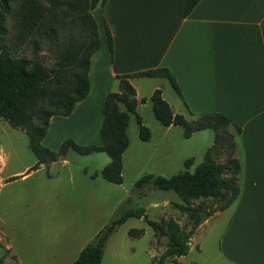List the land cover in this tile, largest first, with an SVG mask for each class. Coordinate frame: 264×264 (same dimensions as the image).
<instances>
[{"label":"crops","instance_id":"1","mask_svg":"<svg viewBox=\"0 0 264 264\" xmlns=\"http://www.w3.org/2000/svg\"><path fill=\"white\" fill-rule=\"evenodd\" d=\"M185 2L107 0L103 8L93 11L101 48L91 59L90 94L70 116L51 119L43 145L58 150L65 140L72 139L81 145L99 146L105 100L110 93L119 92L117 76L168 69L183 96L181 99L175 92L180 99L176 102L179 111L169 103L174 114H183V109L187 120L223 114L242 129L235 154L243 168L241 195L216 216L228 215L219 251L211 264H264V0H201L187 17ZM107 28L113 41V56ZM162 79L168 80H129L136 91L137 113L146 99L139 87ZM156 90L162 91L156 86L152 92ZM173 127L176 126L167 127V132ZM130 147L129 141L127 151ZM31 174L32 171L21 179ZM96 174L99 173H94L93 179H98ZM0 182L1 190L5 185L1 177ZM84 207L93 211L90 205ZM30 209L44 211L45 206L32 205ZM94 217L89 213L81 218L85 223ZM103 228L95 232L92 240ZM77 237L88 236L78 230ZM84 248H77L74 262ZM197 248L203 255L201 246ZM19 264L26 263L21 259ZM51 264L68 263L58 259Z\"/></svg>","mask_w":264,"mask_h":264},{"label":"trees","instance_id":"2","mask_svg":"<svg viewBox=\"0 0 264 264\" xmlns=\"http://www.w3.org/2000/svg\"><path fill=\"white\" fill-rule=\"evenodd\" d=\"M201 0H186L184 16L187 17ZM107 0H0V119L14 129L26 133L29 147L37 157V170L42 165L56 162L69 150L88 156L105 153L110 163L100 174L109 183H123V155L129 147L127 129L130 115L136 114L140 139L148 142L150 130L137 114L138 101L130 79L167 78L177 95L183 99L178 83L168 69L117 76L119 92L110 93L103 107L100 129L101 144L80 145L72 139L65 140L58 151L43 145L53 117H68L76 106L90 94L91 59L100 50L98 24L93 11L103 8ZM14 22V35L8 28V19ZM75 32L77 35H75ZM106 34L111 55L113 41L110 30ZM9 40V44L5 42ZM29 48V54L25 49ZM55 55L54 64L45 61L43 53ZM154 115L164 126L184 129L189 139L196 132L211 130L214 144L206 151L204 162L191 171L194 158L185 161V170L171 177L145 174L134 185L136 190L147 186L163 191H174L182 203L175 206L186 213L192 224L186 230L174 220L153 221L144 208L130 209L114 218L102 229L92 244L85 247L73 264H101L107 244L119 227L129 219L145 218L156 236L167 239L166 257L187 256L191 240L203 220L204 208L193 202L208 200L219 205V211L229 209L241 195L242 163L235 157L236 139L242 129L223 114H205L189 121L174 114L161 90L151 96ZM147 100L143 99L142 104ZM221 157L224 162H218ZM18 177L7 180L12 182ZM1 187V182H0ZM142 193V192H140ZM208 217L212 213H207ZM135 230L130 231L132 235ZM138 233L143 234V230ZM158 264H164V258Z\"/></svg>","mask_w":264,"mask_h":264},{"label":"rangeland","instance_id":"3","mask_svg":"<svg viewBox=\"0 0 264 264\" xmlns=\"http://www.w3.org/2000/svg\"><path fill=\"white\" fill-rule=\"evenodd\" d=\"M13 25V20L9 18L11 36L14 35ZM5 43L9 44V40ZM29 52V48L25 49L26 55ZM43 54L48 64H54L53 53L48 51ZM156 86L162 89L163 98L173 109L179 111L176 102L180 99L168 80L153 81L139 87L147 103L140 106L137 114L150 130L151 139L148 142L140 139L137 116L131 114L127 131L131 147L123 155L121 185L110 184L100 175L98 179L92 178L94 173L100 174V170L109 165L110 158L105 153L84 156L71 149L56 163L31 170L37 165V157L29 147L28 136L0 119V168L3 167L0 177L5 184L0 190V264H19L21 259L26 264H51L58 259L72 264L78 247L92 244L95 239L91 237L97 230L130 209L144 208L150 220H174L180 227L191 229L188 215L175 206L182 201L174 191L152 186L136 190L134 185L145 174L177 175L185 170V161L189 158L195 159L191 169L194 171L204 162L207 149L214 143L215 133L202 131L186 139L181 127H173L167 132L169 129L154 115L151 96ZM117 90L118 87L115 88ZM182 111L181 115L188 119ZM224 161V157L218 160ZM30 171L32 174L28 179H21ZM13 177L18 179L6 182ZM32 205L45 206V210H31ZM86 205L92 206L93 211H87ZM193 205L203 206V220L191 240L190 253L179 258V262L211 264L219 251L220 236L228 215L216 217L221 211L218 210L219 205L211 200L206 203L197 200ZM89 213L96 217L84 223L81 217ZM207 213H212L213 218ZM73 220L78 224L75 225ZM72 224L76 227V235ZM78 230L88 237L79 239ZM131 230H135L132 235ZM139 230L144 233H138ZM198 245L204 251L203 255L199 254ZM166 251L167 239L156 236L145 218H131L109 240L102 264H158L163 258L164 264H180L178 259L166 257Z\"/></svg>","mask_w":264,"mask_h":264}]
</instances>
